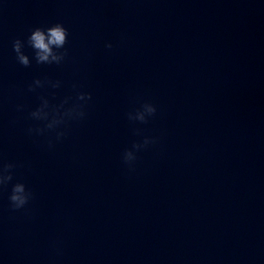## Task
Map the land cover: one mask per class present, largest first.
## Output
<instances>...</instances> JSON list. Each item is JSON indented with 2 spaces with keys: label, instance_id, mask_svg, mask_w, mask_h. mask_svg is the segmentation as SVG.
<instances>
[{
  "label": "clouds",
  "instance_id": "9594fccd",
  "mask_svg": "<svg viewBox=\"0 0 264 264\" xmlns=\"http://www.w3.org/2000/svg\"><path fill=\"white\" fill-rule=\"evenodd\" d=\"M68 30L62 23H55L46 28L36 27L31 30L27 37V45L33 50L34 59L37 64H61L66 56L67 50L65 45L68 43ZM25 42L17 38L13 41V51L16 54V59L19 64L28 67L31 64V60L27 54L23 51ZM106 48L111 49L113 46L111 43L105 45ZM65 49L64 51H60ZM42 81L36 80L34 84L42 86ZM60 82L56 81L52 83V87H59ZM29 90H34L32 86H29ZM91 99L90 93H78V101H86ZM66 103V101H65ZM63 107L62 105L60 106ZM157 109L152 103H144L135 113H129L128 118L132 121H139L146 123L149 117L155 115ZM86 113L83 111V106L80 104H74L71 108L61 111L60 108H53L49 105L48 100L42 98V103L38 108L30 113V117L37 121L46 122L43 128H29V134L43 135L46 130L55 131L56 140H60L65 136L64 131H56L60 125L64 124L67 120L71 119H83ZM155 143L152 138L145 137L143 143H135L132 149L125 150L123 153V161L126 165L131 166L136 160V152L149 144ZM49 146H52V142H49ZM14 164H0V188L6 187L14 179L13 169ZM32 193L26 188V185L22 182H16L12 184L11 192L9 194V205L13 211L24 209L29 201L32 199Z\"/></svg>",
  "mask_w": 264,
  "mask_h": 264
}]
</instances>
